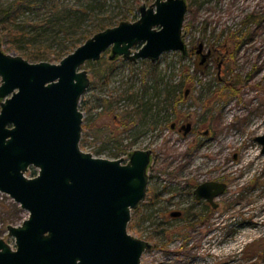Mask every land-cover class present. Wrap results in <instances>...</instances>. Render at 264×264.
I'll use <instances>...</instances> for the list:
<instances>
[{
  "label": "rangeland",
  "instance_id": "obj_1",
  "mask_svg": "<svg viewBox=\"0 0 264 264\" xmlns=\"http://www.w3.org/2000/svg\"><path fill=\"white\" fill-rule=\"evenodd\" d=\"M11 1L0 0V15ZM58 1L95 8L81 22L73 19L74 32L67 36L57 29L27 25L31 39L24 52L42 48L54 54L64 45L76 46L75 50L103 27L138 20L140 8L156 0H100L101 5L93 0ZM185 1V51L165 52L153 63L123 56L111 59L109 48L98 61L84 65L91 84L80 102L84 113L80 146L98 157L113 159L118 154L125 162L136 149L151 148L158 177L151 187L170 183L169 188H175L170 191H177L165 193L158 204L149 205L147 200L132 213L128 231L152 244L141 264H264V154L256 139L264 134V0ZM34 15L27 11L23 18L39 19L45 12ZM3 37L0 25L3 50L27 58L8 49ZM199 43H204V53H211L203 63L196 52ZM149 64H156V79L149 78L153 68ZM143 85L149 86L146 92ZM169 87H175L174 95L164 103L167 110L158 113ZM101 98L113 101L112 107L106 106L108 101L100 105ZM139 98L152 104L148 113H142V123L113 119L134 109ZM173 121L178 129H171ZM187 124L192 129L184 133L180 128ZM147 130L149 135L143 138L140 133ZM205 180L227 183L225 193L216 198L217 208L204 209L193 198H178L186 181L198 185ZM177 210H184V216L170 215ZM28 215L0 193V238L15 245L8 226L21 224Z\"/></svg>",
  "mask_w": 264,
  "mask_h": 264
},
{
  "label": "water",
  "instance_id": "obj_2",
  "mask_svg": "<svg viewBox=\"0 0 264 264\" xmlns=\"http://www.w3.org/2000/svg\"><path fill=\"white\" fill-rule=\"evenodd\" d=\"M140 12L138 20L97 32L59 62L30 61L5 52L0 42V192L29 213L8 226L15 245L0 238V264H141L152 247L128 231L132 211L146 199L150 151L138 149L125 162L80 146V102L91 84L87 62L109 48L111 58L153 63L165 52L185 51V0H156ZM203 48L199 43L202 63ZM256 139L264 154V134ZM32 167L37 174L28 176ZM226 187L204 182L195 194L216 206Z\"/></svg>",
  "mask_w": 264,
  "mask_h": 264
},
{
  "label": "trees",
  "instance_id": "obj_3",
  "mask_svg": "<svg viewBox=\"0 0 264 264\" xmlns=\"http://www.w3.org/2000/svg\"><path fill=\"white\" fill-rule=\"evenodd\" d=\"M96 3L100 0H93ZM96 5V4H95ZM85 6V7H84ZM97 6V5H96ZM94 9V6H86L84 4L81 5L80 8H75L74 6H63L61 3H59L58 0H14L11 1L5 10H2V14L0 15V25L3 30V40L6 43L8 49L15 50L17 52H23V54L29 59L30 61H57L59 62L62 58H64L66 55L74 51V48L76 47H69L67 45H64L60 47L58 52H48L45 51V49L37 48L35 51H23V46H27V44L30 42V31L27 28V25L34 26L36 28H45L44 30H56L57 33H66L65 36L69 35L70 33L74 32V20H79L81 22V18L85 14L89 12L90 9ZM31 12L35 13V17H39L42 12H45V16H41L40 18H44L43 20L29 18L24 19V13L25 12ZM70 12V13H68ZM72 14V15H71ZM77 21V22H79ZM58 26V27H57ZM108 28V26L101 28L99 31L104 30ZM89 63V62H88ZM87 63V64H88ZM86 64V65H87ZM149 66H153L150 71H148V74H150V79H156L158 73L156 70V64H149ZM147 74V75H148ZM98 75H101V73H98ZM106 77V76H105ZM148 85H143V90L146 92L148 90ZM176 87V86H175ZM175 87H169L166 91L165 96L163 97V101H161L162 105L158 106V113H160L163 110H167V108L164 106V103L166 105L168 104V101L172 99V95H174V92H172ZM145 94L141 95V98H144ZM137 98V97H136ZM121 97L119 98V100ZM130 99H135L133 94L130 95ZM107 102L108 107H112L113 101L101 98V102ZM140 105L132 109L131 111H126L122 114H116L113 119H139L142 117V113L145 114L148 113V109L150 106L152 107V104L149 102H144L140 98L138 99ZM82 102V101H81ZM104 104V103H103ZM83 105H80V108L83 110ZM149 106V108H148ZM155 106V105H154ZM125 149L120 151L121 153L124 152ZM116 156L120 157L118 154ZM31 176H35L37 174V170L35 168H31L29 171ZM147 201V200H145ZM149 205H152V203H149ZM138 209L133 210V212H137Z\"/></svg>",
  "mask_w": 264,
  "mask_h": 264
},
{
  "label": "flooded vegetation",
  "instance_id": "obj_4",
  "mask_svg": "<svg viewBox=\"0 0 264 264\" xmlns=\"http://www.w3.org/2000/svg\"><path fill=\"white\" fill-rule=\"evenodd\" d=\"M141 9V8H140ZM143 43V42H142ZM141 43V44H142ZM204 44V43H203ZM140 49V48H139ZM138 49V50H139ZM204 49V48H203ZM137 50V51H138ZM132 52H136V51H133L132 50ZM197 52V51H196ZM204 53V52H203ZM198 54V53H197ZM205 54H207V57L208 56H210V51L209 52H207V53H205ZM200 55V54H199ZM117 56H115L114 58H116ZM114 58H111V59H114ZM124 59H126L125 57H123ZM126 60H128V59H126ZM139 60H145V59H138V60H134V61H132V62H137V61H139ZM129 61H131V60H129ZM139 105V101L137 100V106ZM136 106V107H137ZM117 121H119V122H121V124H122V120L121 119H116ZM124 120V119H123ZM126 120V119H125ZM141 121H143L142 120V117H140L139 119H131V123H132V125H136L138 122L139 123H142ZM188 125V124H187ZM187 125L186 126H184V125H182L181 126V128H180V130H184L186 127H187ZM124 128V130L126 129V128H128V126H127V124L123 127ZM171 129H173V130H175V129H178V122L177 121H173L172 123H171ZM191 129H192V125L190 124V130L189 131H191ZM188 131V132H189ZM149 132L150 131H144V134L141 132L140 133V135H142V137L143 138H146V136H148L149 135ZM184 133H185V130H184ZM135 136H139V135H135ZM161 136V135H160ZM140 138V136L139 137H137V139H139ZM141 149V148H140ZM136 150H138V149H136ZM135 150V151H136ZM144 150H149L150 151V162H149V164H148V169L150 168L151 169V171L150 170H148V172L150 171V173H148V175H149V185H148V190H147V195H146V199L145 200H148V201H150V203H152V204H158L159 203V201L162 199V196H164V194L165 193H168V192H171V194H176L177 193V191H170V190H172V188L173 189H175L174 187H171V189L169 188V186H172L170 183H169V185L168 186H166L165 184H163L162 185V187L161 188H158V187H151V183L153 182V180H156V179H158V177L155 175V173H153V171H155V167H154V165H153V161H154V159H153V150L151 149V148H146V149H144ZM131 156V155H130ZM120 158H122V157H120ZM130 158V157H129ZM209 181H216V180H205V181H202L201 183H199L198 185H194L193 183H192V181H186L185 182V188H183V191L182 192H180V191H178L180 194H179V199H181V201H185V200H188L189 198H193V201L195 202V203H197V204H202L203 206H205L204 207V209L207 207V208H210V207H214V208H217L218 207V203L216 202V198L214 199V201H215V203L217 204L216 206H214V205H212V203L210 202V201H208V199H206V198H197V196H196V194H195V190H196V188L200 185V184H202V183H204V182H209ZM165 182V181H164ZM173 182V183H172ZM171 183L172 184H175V182H177L178 183V180H176L175 182L174 181H172ZM219 182H224V181H219ZM224 183H226V182H224ZM227 184V183H226ZM178 185V188H179V183L177 184ZM151 188H153V189H155L156 191H151L152 189ZM176 189V190H179V189ZM226 189H227V187H226ZM226 191V190H225ZM151 193H153V195L151 194ZM225 193V192H224ZM178 195H176V196H174V197H177ZM145 202V201H144ZM184 214H185V211L183 210H177V211H173V212H171V216L172 217H183L184 216Z\"/></svg>",
  "mask_w": 264,
  "mask_h": 264
}]
</instances>
